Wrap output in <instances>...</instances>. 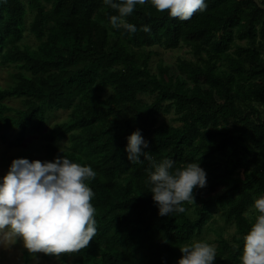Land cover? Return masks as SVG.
Here are the masks:
<instances>
[{
  "label": "trees",
  "instance_id": "1",
  "mask_svg": "<svg viewBox=\"0 0 264 264\" xmlns=\"http://www.w3.org/2000/svg\"><path fill=\"white\" fill-rule=\"evenodd\" d=\"M205 2V11L182 21L148 0L125 17L137 28L130 33L111 27L118 13L103 0H0V65H10L13 79L0 86V127L12 128L18 144L39 134V161L63 154L97 173L86 181L97 234L89 247L61 253L63 264H176L179 247L200 235L215 208L224 219L215 264L241 262L257 215L250 206L264 196V0ZM27 9L34 46L21 41ZM155 44L186 46L191 57L159 61L152 71ZM14 96L19 108L4 101ZM56 109L67 117L50 121ZM137 129L157 162H198L208 172L207 186L193 190L195 204L183 202L185 212L158 215L149 162L131 164L125 151Z\"/></svg>",
  "mask_w": 264,
  "mask_h": 264
},
{
  "label": "clouds",
  "instance_id": "2",
  "mask_svg": "<svg viewBox=\"0 0 264 264\" xmlns=\"http://www.w3.org/2000/svg\"><path fill=\"white\" fill-rule=\"evenodd\" d=\"M118 14L109 17L112 28H123L135 33L134 24L126 21L137 5L148 0H103ZM158 12H168L171 18L187 21L196 12L207 9L205 0H150ZM141 30L151 33L149 25ZM125 151L131 164L149 162V192L158 208V215L170 216L183 213V202L195 204L194 188L207 186V173L198 162H188L183 168L175 167V161L165 158L157 162L148 148V141L140 130L127 137ZM140 157L144 159L141 160ZM97 173L91 166L71 161L59 155L52 161H29L15 158L6 174L0 178V230L23 240L31 253L59 256L61 253H77L89 247L97 234L96 209L91 203L94 192L86 181ZM255 222L243 237L241 264H264V196L254 200ZM167 242V241H165ZM182 254L176 264H215L216 248L204 241H193L179 247Z\"/></svg>",
  "mask_w": 264,
  "mask_h": 264
},
{
  "label": "rangeland",
  "instance_id": "3",
  "mask_svg": "<svg viewBox=\"0 0 264 264\" xmlns=\"http://www.w3.org/2000/svg\"><path fill=\"white\" fill-rule=\"evenodd\" d=\"M31 17L32 12L27 9L24 14L25 25L21 41L22 43L34 46L37 43V40L27 27ZM148 48L152 50V54L149 59V67L152 71L157 70L156 65L159 61L164 64L174 65L179 57H191V54L187 50L186 46L168 48L155 44L151 47L149 46ZM118 68L122 69V66L120 65ZM11 69L10 65H0V86L6 87L10 81H13V79L9 78V72ZM207 91L209 92V89H207ZM140 97L150 100L152 96L147 93H142L140 94ZM4 101H6L9 105L18 108L22 106V100L20 97H7ZM257 107L261 109L260 106ZM67 112L68 110L66 109H56L52 114L50 121L62 120L66 118ZM174 114L175 113L173 112H166L162 114V117L174 124H177V121H172ZM43 143H45V140L41 138L39 134L32 133L27 135L22 143L18 144L14 138L12 128L5 126L0 127V178H2L7 172L10 166V158L15 159L22 157L27 158L29 161L37 160V157L44 153ZM206 173L208 174L207 171ZM207 177L209 178V175H207ZM190 204L193 206V203L190 202ZM250 207V211H252V206ZM220 212L221 210L218 208L213 210L212 218L207 224H205L204 230L200 233V235L194 237V241H204L215 246L214 240L217 236L215 230L217 226L224 224V219ZM223 233L227 238H230L234 233V225L227 224ZM24 253L28 255L27 261L24 259ZM59 256L50 255L45 257L44 253H31L25 248L22 238L12 235L10 233V229L5 228L0 230V264H63L61 259H59ZM68 256L69 258L71 257L70 254H68ZM239 264H241V262Z\"/></svg>",
  "mask_w": 264,
  "mask_h": 264
}]
</instances>
